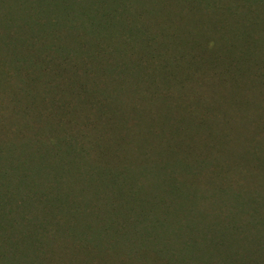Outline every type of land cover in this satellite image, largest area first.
<instances>
[{"label":"rangeland","instance_id":"374dc122","mask_svg":"<svg viewBox=\"0 0 264 264\" xmlns=\"http://www.w3.org/2000/svg\"><path fill=\"white\" fill-rule=\"evenodd\" d=\"M87 1L0 0V264H264V0Z\"/></svg>","mask_w":264,"mask_h":264},{"label":"trees","instance_id":"16d2710c","mask_svg":"<svg viewBox=\"0 0 264 264\" xmlns=\"http://www.w3.org/2000/svg\"><path fill=\"white\" fill-rule=\"evenodd\" d=\"M69 1H73L74 2V0H69ZM119 1L121 2L122 0H105V1H103V0L102 1H99V0H88L87 1L88 4H87L86 7L85 6H84V8H78L77 7L72 12H69V13L67 12L66 14L69 15V18H70V19H68V18L67 19L69 21H71V22H75L80 15H85L86 16L87 15V12L88 11H91V12H93L96 15H94V16L93 15H89L92 23H88V27H86V28H87L88 32H90V33H94V32H96V33L100 32L101 33L104 30H106L107 36L108 37H113L112 36L113 33L112 34L109 33L108 30H110V31H112V29L115 30V26H112V25L113 24L115 25V22L116 21L117 22L120 21L121 24H123V28H124L123 30L124 31L129 30V32H130V31L136 30V28H137L136 25L133 28V26H131L129 23H126V21L122 22L121 21L122 19L120 20L119 17L121 15V13H120L121 11H120V9L118 7L110 8L108 5H106L108 3L119 4ZM53 2H55L54 3L55 6H58V3H62V0H53ZM28 5H29V3H28ZM55 12H60V9L59 8H56V11ZM40 15H42V17H43V15H45V14L44 13H41ZM58 15L59 14L55 15L50 20L49 19L48 20H45L44 24H47V25L50 26L52 23H55V25H58V23H60V20H61V17L59 19V16ZM42 24H43V22H40V19H39V25L42 26ZM57 27L58 26L55 27V33H54L56 36L60 35V33L57 32L60 28L57 29ZM59 39H60V36H59ZM60 41L55 44V47L56 48H60L61 47ZM89 49H92V47L90 46ZM89 49L87 51H91ZM83 52H85V51H83ZM99 53L101 54V52H99ZM92 54L94 55V51H93ZM108 65L109 66H113V64H110V63ZM109 66H107L106 68L108 69ZM85 91L87 92V89L86 88H85ZM0 251H1V242H0ZM214 264H221V263H214Z\"/></svg>","mask_w":264,"mask_h":264}]
</instances>
